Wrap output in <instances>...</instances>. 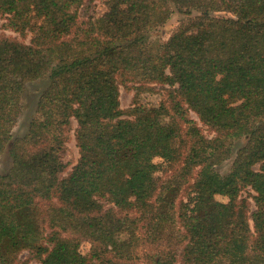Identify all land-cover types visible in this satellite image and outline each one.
Instances as JSON below:
<instances>
[{
	"label": "trees",
	"instance_id": "trees-1",
	"mask_svg": "<svg viewBox=\"0 0 264 264\" xmlns=\"http://www.w3.org/2000/svg\"><path fill=\"white\" fill-rule=\"evenodd\" d=\"M95 1L0 0L18 34H0V264H264V0H105L81 18ZM175 10L187 19L152 44ZM158 85L165 99L144 104Z\"/></svg>",
	"mask_w": 264,
	"mask_h": 264
},
{
	"label": "rangeland",
	"instance_id": "rangeland-1",
	"mask_svg": "<svg viewBox=\"0 0 264 264\" xmlns=\"http://www.w3.org/2000/svg\"><path fill=\"white\" fill-rule=\"evenodd\" d=\"M106 11V5L105 0H97L92 4H89L88 6L82 8L80 10L81 18L86 19L88 15H102ZM218 16H223V14L218 13ZM187 15L184 13L179 12L178 10H175L174 13L171 15L169 20L163 24L162 26L156 28L151 34H150V40L152 44L159 43L166 41L170 38V36L178 29V27L187 19ZM5 23V20L0 16V34H5L10 37H18V34L5 30L3 27V24ZM27 43H29L30 38L28 37L25 40ZM49 83L48 79H42L38 80L32 83H29L26 85L23 94V107L21 111V115L18 119V122L16 126L13 129V137H21L24 136L27 132L28 126L30 121L34 118L37 110V103L39 100V97L41 93L46 89L47 85ZM155 92H143L141 94V101L144 104L149 105H156L160 102V100L165 99V92L162 89L160 85L156 86ZM135 91L132 89H127L122 84L120 86V101H121V107L122 109L126 110L128 109L132 103H133V97H134ZM191 117L195 119L199 125L202 128L203 133L208 136L212 137L213 133L208 130L205 126H203L200 121L198 120V117L191 113ZM76 121H73V128L76 127ZM247 139L243 138L236 142L235 147L233 149V155L229 158L223 161L221 164L216 165V170L222 174L227 175L233 165V162L236 157L237 151L245 145ZM79 159V149L76 146L75 136L74 132L70 134V139L67 143V148L65 152L63 153V161L66 163L68 167V171L71 170L73 165L77 162ZM12 160L9 154V151L6 150L3 155L0 156V174L6 173V171L11 167ZM255 168H259V165H257ZM252 194L253 192L250 191ZM244 196H248V192L243 193ZM218 200L226 202L227 199L222 196L217 197ZM254 204L252 203V209H254ZM252 224V222H251ZM90 243L87 241H84L81 244L80 250L83 254H88L90 251ZM20 258L22 260H26L28 258H31V253L29 251H23L20 255ZM30 264H37L36 261L31 260Z\"/></svg>",
	"mask_w": 264,
	"mask_h": 264
}]
</instances>
